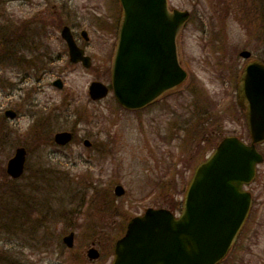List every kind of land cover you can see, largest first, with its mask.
Wrapping results in <instances>:
<instances>
[{
    "label": "rangeland",
    "instance_id": "1",
    "mask_svg": "<svg viewBox=\"0 0 264 264\" xmlns=\"http://www.w3.org/2000/svg\"><path fill=\"white\" fill-rule=\"evenodd\" d=\"M170 3L191 11L179 37L189 76L169 100L128 110L113 94L94 101L88 92L94 79L110 81L119 0H0V54L19 49L0 55V264H110L131 217L148 206L179 212L175 203L218 139H251L237 82L241 50L264 60V0ZM65 24L89 31L81 40L92 67L70 60ZM65 129L75 139L59 145L54 135ZM19 145L27 169L12 178L7 162ZM251 188L253 214L221 264H264V161ZM92 245L98 259L87 254Z\"/></svg>",
    "mask_w": 264,
    "mask_h": 264
},
{
    "label": "water",
    "instance_id": "2",
    "mask_svg": "<svg viewBox=\"0 0 264 264\" xmlns=\"http://www.w3.org/2000/svg\"><path fill=\"white\" fill-rule=\"evenodd\" d=\"M122 12L116 49L111 66V82L118 101L126 108L139 109L178 88L188 76L179 54V36L190 18V11L171 7L169 0H120ZM88 36V32L83 30ZM62 36L73 61L91 57L84 54L65 25ZM240 54L247 58L251 51ZM55 85L62 87L58 78ZM100 80L90 84L94 99L108 94ZM238 102L245 110L252 136L247 143L236 135L224 137L193 173L183 198L180 215L167 208L149 207L133 217L125 234L115 243L110 264H217L236 242L252 205V195L244 188L256 175L264 155L256 144L264 141V62L250 59L243 67L237 86ZM6 115L15 117L12 109ZM73 138L69 130L58 131L55 140L66 144ZM90 144L89 139H85ZM26 148L17 147L8 160L7 172L19 177L24 172ZM124 193L122 185L115 188ZM74 231L64 236L74 245ZM92 259L100 256L97 247L88 249Z\"/></svg>",
    "mask_w": 264,
    "mask_h": 264
},
{
    "label": "flooded vegetation",
    "instance_id": "3",
    "mask_svg": "<svg viewBox=\"0 0 264 264\" xmlns=\"http://www.w3.org/2000/svg\"><path fill=\"white\" fill-rule=\"evenodd\" d=\"M119 3H120V2H119ZM120 16H121V5H120V12H119V14H118V17H117L116 21L114 22V25H115V28H116V29H115L116 40H115V43H114L113 50H112V52H111V63H112L113 56H114V52H115V49H116V43H117V36H118V29H119ZM71 28H72V27H71ZM83 30H84V29L81 30L80 35H81L86 41H89V39H90L89 31L86 29L87 32H88V36H87V38H86V36L83 34ZM72 33H73V35H74V38H75V40H76L78 46L84 50V54H85V55H89V56L91 57L92 64H91L89 67H92L93 64H94V58H93L92 54L89 53L86 44H84V43L82 42V40H81V36H79L78 32H76L73 28H72ZM66 44H67V48H68L69 58H70V60L72 61L71 56H70V51H69L68 43L66 42ZM4 48H5V47H4ZM13 48H14V47H12V48H11V51L9 52L10 58H14V57L16 56V52L19 50V49H13ZM3 51H4V50H3ZM73 62H74V61H73ZM76 63H81L82 65L86 66V65L84 64V61H82V60L76 61ZM29 74H31V73H29ZM58 78H60V77H58ZM58 78H56V79H58ZM56 79H55V80H56ZM55 80H54V81H55ZM94 80H101V79H94ZM54 81H53V83H54ZM101 81H103V82L109 87V91H108L107 96L110 95V94H113V95H114V91H113V87H112V82H111V66H110V81H109V82H106L105 80H101ZM63 83H64V82H63ZM54 84H55V83H54ZM63 86H64V84H63ZM63 86H62V87H63ZM62 87H61V88H62ZM177 91H178L177 89H176V90L168 91L164 96H162L161 98H159V99H157L156 101L152 102L151 104L145 106L143 109H145V108H149L150 106H153V105H155V104H157V103H159V102H161V101H164V100L167 101V100H169V99H170L169 97H171V96H175V94L177 93ZM90 97H91V96H90ZM114 97H115V95H114ZM91 98H92V97H91ZM104 98H105V97H104ZM92 99H93V98H92ZM102 99H103V98H101V99H93V100H94V101H99V100H102ZM115 99H116V98H115ZM116 101H117V99H116ZM117 103L119 104L120 107H122V105H121L118 101H117ZM124 109H125V108H124ZM7 110H8V109H7ZM7 110H6V111H7ZM12 110H14V111L16 112V116L13 117V118L18 117V111L15 110V109H12ZM6 111H5V114H6ZM66 130H69V129H66ZM69 131H71V132L73 133V138H72V140H70V142H68V143H66V144H63V145H67V144L71 143V142L75 139V131H74V130H69ZM206 138H207V137H206ZM85 139H86V138L83 139V142H84V143H85ZM89 140H90V139H89ZM92 144H93V142H92V140H90V144H87V146H92ZM19 146H24V147L26 148V151H27V153H26V161H25L24 172H23L22 175L20 176V177H22V176L25 174L26 169H27L28 149H27V147H26L25 145H19ZM204 158H205V157H204ZM20 177H19V178H20ZM257 180H258V173H257L256 177L254 178V180L246 185V188H247V189L251 192V194H252V197H253V204H252L251 207H250V210H249L248 216H247V218H246V220H245V222H244V225H243V227H242V229H241V231H240L239 238H240V236L242 235V232H243V229H244L245 224L247 223V221L251 218V216H252V214H253L254 202H255V190H254V188H251V186H252L254 183L256 184ZM239 238H238V239H239ZM230 252H231V251H230ZM229 254H230V253H229Z\"/></svg>",
    "mask_w": 264,
    "mask_h": 264
},
{
    "label": "trees",
    "instance_id": "4",
    "mask_svg": "<svg viewBox=\"0 0 264 264\" xmlns=\"http://www.w3.org/2000/svg\"><path fill=\"white\" fill-rule=\"evenodd\" d=\"M3 48H4V46H3ZM10 51H11V49H6V48H5V49H4V53H1V54H4V56H5V54H6V52H7V57H8V56L10 57V55H9V52H10ZM1 54H0V55H1ZM9 57H8V58H9ZM0 58H1V57H0ZM29 204H30V203H29ZM176 204H177V205H176ZM175 205H176V206H179V205H180L179 201H177V203H175Z\"/></svg>",
    "mask_w": 264,
    "mask_h": 264
}]
</instances>
